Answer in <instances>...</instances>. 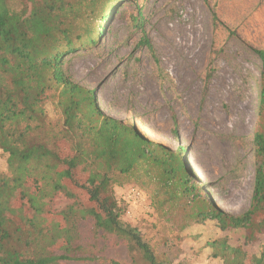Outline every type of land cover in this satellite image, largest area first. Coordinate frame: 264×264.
Returning <instances> with one entry per match:
<instances>
[{"label":"rangeland","instance_id":"374dc122","mask_svg":"<svg viewBox=\"0 0 264 264\" xmlns=\"http://www.w3.org/2000/svg\"><path fill=\"white\" fill-rule=\"evenodd\" d=\"M100 22L103 31L96 43L65 56V70L75 82L95 90L104 114L170 150L186 147L187 156L181 157L191 181L206 183V192L223 210L244 213L250 206L256 166L254 132L262 71L256 49L264 48V0H116ZM173 113L178 136L173 133ZM70 155L64 147V158ZM142 162L128 180L122 178L115 185L124 218L152 237L160 250H167L166 238L169 247L175 245L169 249L171 255L179 247L178 257L193 262L192 236L197 230L172 229L182 208L175 209L174 224L162 218L156 203L168 197V185L162 182L159 167L149 159ZM3 163L0 155V166ZM66 166L61 163L60 169ZM92 171L81 165L73 180L62 175L63 186L77 192V199L63 193L52 198L48 190L37 195L27 180L24 192L0 202V213L37 230L60 254L64 245L60 211L87 215L94 203L76 183H86ZM125 183L138 187L144 200L126 203L121 197ZM79 235L84 245L97 240L101 256L130 261L120 239L95 236L90 217L82 220ZM241 237L231 236L233 241ZM261 240L246 248L257 252ZM245 263L253 264L249 257Z\"/></svg>","mask_w":264,"mask_h":264},{"label":"trees","instance_id":"16d2710c","mask_svg":"<svg viewBox=\"0 0 264 264\" xmlns=\"http://www.w3.org/2000/svg\"><path fill=\"white\" fill-rule=\"evenodd\" d=\"M116 0H0V202L24 192L27 180L38 195L48 190L77 199L63 186L62 175L73 180L74 170L86 165L90 179L80 184L94 205L84 217L63 209L61 253L53 251L41 234L0 213V264H264V48L256 49L261 64L260 101L254 132L256 166L249 208L234 215L223 210L206 192L204 182L191 181L182 156L186 147L170 150L145 137L138 129L106 115L96 92L72 79L64 57L92 46L103 31L100 22ZM215 19L217 17L215 16ZM139 20V18H138ZM137 20V21H138ZM139 22V21H138ZM173 133L178 136L173 113ZM67 147L71 154L64 158ZM149 157V158H147ZM159 167L168 197L156 207L163 219L175 222V209L184 210L172 229L197 230L192 236L193 262L174 255L124 218L115 185L129 179L142 161ZM61 163L66 169L61 170ZM189 171V175L186 172ZM131 183L122 186L127 187ZM90 217L95 236H115L129 251V262L100 255L95 240L80 242L79 228ZM234 233L242 237L233 241ZM97 239V238H96ZM180 240H183V236ZM261 240L257 252L246 247ZM198 243L201 246L198 247ZM197 246V247H196Z\"/></svg>","mask_w":264,"mask_h":264},{"label":"built area","instance_id":"2783aa9c","mask_svg":"<svg viewBox=\"0 0 264 264\" xmlns=\"http://www.w3.org/2000/svg\"><path fill=\"white\" fill-rule=\"evenodd\" d=\"M121 197L123 200H125L126 203H132V204H137L142 200H144L143 192L138 187L135 186L124 188L121 191ZM128 213H130V210H128Z\"/></svg>","mask_w":264,"mask_h":264}]
</instances>
